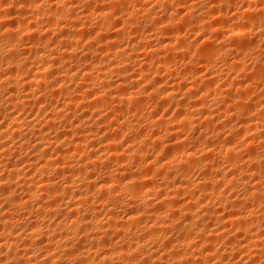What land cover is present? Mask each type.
Segmentation results:
<instances>
[{"label":"bare ground","instance_id":"6f19581e","mask_svg":"<svg viewBox=\"0 0 264 264\" xmlns=\"http://www.w3.org/2000/svg\"><path fill=\"white\" fill-rule=\"evenodd\" d=\"M126 1L127 0H0V121L2 120L11 121V126L9 127V129L7 127H6L7 129H4V126H2V124L0 123V264H83V258H85L84 254L86 252L81 243V239L83 236V234L81 233L83 232V230H85L84 228L86 226L85 224L86 222H84V219L82 217L83 214L81 215L83 211L82 208L84 207L83 206L84 204L83 195L85 191L84 189L86 185H88L89 187L90 184H88V182H92V181L95 182L94 178H96V176L94 177L92 175H94L95 172L98 173L100 171L99 170L97 172V169L99 168V166L100 167L103 166V163H106L105 161L108 162L107 163L108 165L109 162L111 163V165L106 166L105 168L102 167L105 169L103 171L105 174L104 177L105 180L106 178H110V180L112 179L115 181L128 179V182L130 181L134 184L135 183L139 184V182L145 183L146 181H149L151 179L149 177V171L150 170L155 171L154 169L157 166H159L163 170L162 171L163 175L161 172L158 171L157 172L161 173V176H163L161 178L163 180L169 181L171 178H175L174 180L177 179L181 182L183 181L186 182L188 179V171H190V168H192L193 170L194 168H198V170L200 169L201 171L203 170L202 180L208 182L211 181L218 185H221L220 183L221 182L223 183L225 181H228L230 183L237 180L256 181V183L254 182L255 185L253 184L255 187L249 193V195L252 198H258V199L264 198V190L263 188L260 187V184L259 185L257 184L258 179L261 180L260 177L264 176V175L262 176V174H264V172H262L264 171L263 168L264 154L262 153L261 155L257 154L259 153V151L258 152L256 151L257 150L255 149L256 143L254 145L253 142L257 137L253 136L251 138L252 139L251 144L248 143L250 145V149L248 151V147H247L246 153L244 152L245 155L247 154L246 156H243V154L240 153L243 157H240L241 155H239L238 153V148H236L237 144L235 147L233 142L234 138L239 137L243 132L244 135L245 132L255 131L258 128V124H259L258 122L255 123L254 119L259 116L260 112L259 113L257 112L258 114L255 115H250V117L246 116L247 118L242 117V114L244 115L245 113L244 111H246L247 109L248 110L246 112L251 111L250 107L252 106L251 105L249 107L248 105V103H251L249 102V99H247V96H249L247 95L248 92L246 94L247 96L245 94H241L242 92L244 93L245 91L248 90L247 88L249 87V84H246V82L244 83V80L242 78L241 79L243 80V82L239 81L241 79H238L239 82H236L237 77L238 78L246 77V73H245L246 69L245 68L243 69L242 66L244 60L242 59L243 57L241 56V54L243 52L240 51L238 54L239 56L236 55L234 60L233 61L231 60L232 62L230 61V63L229 62L225 63L226 64L225 67H227L228 70L227 72L229 73L232 72L231 74L237 76V77L233 76L232 79L235 80V83L232 80L231 85L238 83V87H236V89L241 92L238 91L239 94L237 96L228 95V93H227L228 96L222 95L224 97L221 98H223V100L226 99L227 102H229L228 103L229 106L227 104L228 107L226 106H225L226 108L222 107L223 109L225 108V110H223V112H220L222 114L220 113L218 114L219 111L218 109H221L220 108L221 106L219 105L220 107H218L215 104L216 101L215 103L214 101H211V98L209 96L211 94H213L214 96L215 94L217 95L220 89L215 88L216 86L215 81L223 77L224 74L221 75L223 72H221V70L218 71V68L215 69L211 65L212 63L210 61L212 60L213 56L217 55V53L220 52L223 53V50L228 51L224 47L226 46V44L221 43L223 44V46L219 44L220 47L219 45H217L218 47H216V45H213L211 43L212 45L209 44L208 46H206V48H203L202 51L200 49H198L199 52L193 51L191 49V44L188 45L186 43L187 40L186 35H181V33L179 32L181 31L180 30L181 27H177L179 31L173 30V28H175L177 25L178 26H181L180 24L184 25V23L187 20H189L188 23H192L193 27L196 30H198V33L199 31L201 32L203 31L205 32L206 35L207 30L208 32L209 30H211V32L215 31L216 33L223 32L222 27L219 25V21L222 18H224V15L221 12H216L215 6L216 4H218V2H220L224 7V4L229 3L230 0L228 2L227 0H214L212 3L214 5L211 6L213 10L209 6L210 10L212 11H209L208 14L207 13L204 14L202 12H200V14L192 13V11L191 13L186 12L187 14L186 15L184 14V17L180 19L178 18L179 20L177 19L178 22H175V20L171 19L173 16L171 17L169 16V20H165L162 18L163 20L166 21L164 22L166 24L162 26L163 28L160 29L161 31L159 30L157 31L155 28L157 27L156 18L155 17L151 18L148 14H146L147 16L143 18L144 20H146L145 22L149 23L148 27L149 25H151V27L149 31H146L145 28V30L143 29V31L140 33H139L140 31L139 27L136 28V29L139 28L138 32L137 30L133 31V29L136 27L135 23H133L134 19L131 18L132 20L130 19L129 21H125V22L124 20L121 19L122 22L120 23L122 24L119 26L118 25L119 21H116V19L115 18L113 19L112 17L114 16V14L116 16L118 13L116 14V12L111 10V8L121 7L125 5L124 3ZM131 1L133 2V0ZM245 1H248L250 3V1L252 0H245ZM182 2L183 0H165V4H164L165 7L163 6L165 9L162 7L163 11L167 12L169 9L170 10L172 9V13L179 14L181 9L183 8ZM92 4H96L94 5L95 6L94 8L98 6L97 4H99V6L101 5V7L95 11L94 10L90 11L91 8H93L90 7ZM230 4L231 2L229 3V6ZM87 5L90 8L89 11L87 10L88 7L87 8L84 7ZM107 5L111 6V7L109 6L110 7L109 11H107L108 8ZM82 6H83V11L82 10L77 11L79 10V7L81 9ZM13 7L20 8L21 10L20 9L19 10L22 12V14L18 13L17 15L21 14L22 16H17V18H15V21L11 22L12 24H6L4 23V20H6L5 18H7V16L13 14L12 10L15 9ZM17 8L15 10H17ZM84 8L86 10H84ZM243 11L246 10L243 9ZM250 11L251 10H249V12ZM209 13L212 14V20H207L208 19L207 16L209 15ZM250 15L252 16V14ZM109 16L112 17L111 19H113L114 22H112L113 20L106 22L107 25H109L108 22L110 23V26L112 25L111 29L113 28V30L112 31L110 29L104 30L103 27L105 24L101 25L102 27L100 26L98 32L96 31L97 40L94 39L92 40L94 43L98 44V47L95 48L94 44L91 42L92 44L90 43L91 45H89V47L88 46L83 47L84 48L83 50H85L83 51L85 53V54L83 53L85 57H82L81 56L82 54L79 55L80 53L78 54L77 51L78 49H81L79 48L80 44L81 43L83 44V42L87 40L85 38L89 37L94 32L93 30V32L91 33L92 29H88L87 22L90 21V19L93 20V17L95 18V20L97 19L98 22L100 21V19L98 20V18H103L102 21H104V19L106 20ZM248 18L246 17L244 20L246 19L248 20ZM252 18L254 17H251V19ZM64 19L68 20V22L65 20L66 23H63ZM253 22H256V20L255 21L253 20ZM147 23L145 24L147 25ZM246 23L247 22H245V25ZM251 23L249 24L253 25ZM223 24L225 25V22H223ZM133 25L135 27L131 28V26ZM234 29L235 28H233V30L230 29V31L226 30L228 33L227 32L223 33L225 36L223 37L224 38L227 37L228 39L234 38L236 40L241 36L242 38H248L246 37L247 35L256 36L255 34L257 32V31L254 32L253 28L251 29V26L248 31H245V29L244 30H239V29L234 30ZM109 30L110 32H108ZM154 31H156V33L157 32L160 33V37L158 38L159 44L157 47L156 46L153 47L154 44L153 46H151L152 44H150L151 41L150 39L154 36V34H156ZM203 32L201 33V35L204 34ZM260 33L258 32V35ZM129 34L131 35L129 36ZM49 35H51L52 38L51 36L49 37ZM253 37H251V40ZM97 44H95V46H97ZM125 44L126 46H124ZM252 44L253 43H251V45ZM136 50H139V52L141 50V53H139ZM137 52L138 54L141 55H138ZM94 53L95 55H93ZM91 54L94 57H88ZM142 56L144 59L141 62ZM193 56H198V57H194L199 59L197 60V62L198 61L200 62V60L201 62L203 61V63H201L199 67H192L190 65L191 61H188L189 63L188 62H185L186 64L184 63L183 67L185 70L182 68L183 69L182 72L178 71L177 68L172 69L173 67L172 61L174 60L185 61L187 57H193ZM247 58H249V56ZM195 61L196 60H194V62ZM257 63L258 61H256V63L253 64L254 67L253 69L255 70L253 73L255 76L259 77L264 73V65L262 68V63L261 64L259 63L257 64ZM162 72H170L169 74H171L170 75L171 83L162 84V86L160 88H157V90H150V81H153L152 82L153 88L155 86L154 84L156 85L160 84L162 81L160 80L158 82L157 79L151 80L149 77H151V75L154 74L156 76L157 74H160ZM203 73L204 75L205 74L211 75L212 77L210 76L211 78H208L209 76H207L204 78V80H202L200 76ZM136 77H139L141 81L143 80L146 82L149 79L150 81H148V85L143 84L141 86L140 82H138L140 79L139 78L136 79ZM206 78L208 79L207 81ZM69 84H73L74 87H70ZM243 84L246 86L244 87ZM98 87L99 89L103 88L106 90L100 92ZM184 88L191 89L190 90L191 92L193 90L194 92L196 91L197 94L201 95L200 100L187 104L184 101L186 98L185 99L183 98L184 99L183 101L177 99L179 96L177 94L178 92L176 91L179 89H180L179 91H181ZM243 88L244 89L246 88V90H244ZM221 93H224V91H222ZM233 93H235V91ZM192 94L194 93L192 92ZM190 95L191 93L187 95V97ZM208 98H210L211 102L208 100ZM60 100L62 102H59V104L60 103L63 104V102L64 104L63 105L60 104V106L62 107H59L58 109L59 105L57 106L56 104H58L57 101ZM159 101L161 102L170 101V103L175 104V107L178 109L177 117L179 118V120H177L178 121L177 127H179L181 130L194 129V131H198V135L195 140L202 145L201 146L202 148L200 151L191 150L192 151L191 152L190 149L189 151L183 150L185 149L184 148L185 146L183 148L180 147L177 148L176 146L179 144H177L176 146L173 145L174 148L175 147L177 148L176 150L172 149V151H170L169 154L167 153V151H165V153H167L168 155L166 154L164 158L163 157L159 158L162 164L159 163L160 160L157 159L159 160L157 162L151 161L152 163H150V166H148L149 168L147 169L143 168L144 169L143 173L141 170H139L137 173L128 174L129 176L123 174V171L127 170V166L125 165L128 163L121 165L120 163L121 161L125 162L127 160L129 161V159H135V158H139V160L142 158L141 161L142 160L147 161L148 157L146 158L144 156L146 159L142 157V155H145V151L149 153V151L152 150V152L156 153L157 155L159 151L161 153V150H159L160 149L159 146L162 144L163 141L161 136L164 137L165 135H162L163 133L165 134L166 132H170L172 130L170 128L171 125L169 126L166 120H161L158 118L159 120L152 121L153 118L151 117L152 118L151 122L150 123L148 122L149 124L146 122V124L144 125L145 127L143 128L150 130V134L149 133L148 134L150 135V137H152V139L142 138L141 135L144 134H142L141 131L139 132L141 133V135L138 136V134H136L137 135L136 137L132 136L133 139L128 140L130 139L128 137L127 141L125 140L128 143L132 141L133 144L131 142L129 146L126 147L125 145L124 146L125 149L120 147L123 150L116 149L118 140L115 138L119 136H124L127 132H129V130L134 125H136V124H134L133 126L131 125L134 123V121L133 123L131 122V119H134L138 115V113H140V110H143L141 108H143L145 104L149 102H152L153 104H157ZM218 101H220L219 98ZM220 102H224V101H220ZM40 104H43V106ZM47 106H49L48 107L49 109H46ZM79 108L81 110L82 108L84 109L86 108L87 111L93 109L90 111L92 112V115L95 118L96 116L99 118V121L98 119H95L98 121V122L96 121V124L98 126L100 123L106 122L109 118H111L112 123H116V125L119 123L117 126L115 125L116 127H114L115 128L113 132L114 136L113 137L110 136L112 138H108V139L106 138L105 140L103 139V141L100 138H98L101 141L100 144L103 143L104 141L105 142L107 141L104 146H107V148H105L106 150L108 149L110 150L108 156L107 153L102 155L103 152L102 154L95 152L93 148V143H95L94 141L97 140L96 139L97 138L96 134L98 131V128H96L97 125L94 123V120L93 123L92 122L90 123L89 121H87L86 118H84L86 119L85 121L84 119H82L83 117H78L77 113L80 110ZM230 108H232L233 110L236 108V111L232 112ZM34 110L36 111V114H34L35 112ZM47 110L48 111L50 110V112L48 115L45 114L44 116L43 113L47 112ZM104 110L107 111V113L102 114L101 112ZM126 110L128 114L129 113L132 114L130 116L127 115L125 113ZM237 110H239V112L241 113L242 119L240 118L237 120V118L240 117L238 116L240 115V113ZM27 111L34 114L35 117L33 116L34 118H31L30 117L31 115L26 116L28 113ZM22 112H25L26 114L24 113L25 115H23L21 114ZM234 112L236 113L238 112V115H236ZM221 115H223L224 118L223 117L222 118L224 120H221L220 118ZM235 116L237 118H235ZM177 117H175V119ZM233 118H235L237 122H239L238 127L237 125L236 127H233L235 125V122L232 123L233 126L230 124ZM71 119H75V120L77 119L76 122L78 124H76V122L75 124L74 122L71 123V121H73ZM263 119L264 118H261L262 121H264ZM132 130H130V132ZM132 133L134 134V132ZM71 134L74 135V137L72 136L70 137ZM223 134L226 135L225 140H223L222 138ZM250 134L252 135L253 132ZM169 135H172L170 138H173L176 141H181L179 140L181 135L174 134L173 132L170 133ZM123 138L120 139L119 137V140L120 141L124 140ZM87 140H89L90 142ZM246 140L247 139H245V141ZM114 141L117 144H113ZM257 142H258L257 148L259 146L260 148L261 147L264 148V140ZM111 144L112 146L114 145L115 146L111 148L112 147ZM119 144L121 143L119 142ZM86 149H88V151H86L87 152L86 156L85 157L83 156V158L79 156V154L81 155ZM222 155L226 157V158L223 157V161L225 158L228 159L226 160L228 164L230 163L232 164L233 169L230 172L232 173L233 171V173L231 174L232 176L230 175V173L225 172L224 167L226 166L224 165L222 166L221 164L218 163L217 158L218 157L220 158ZM78 156L81 158H78ZM237 158L239 159L241 158L240 160L241 164L239 161L240 166L237 165L236 163ZM136 160L138 162V159ZM152 160L156 161V159L155 160L152 159ZM178 161L181 163L178 164ZM113 163H115V165ZM174 163H177V165L179 166L176 165L175 167H173L174 170H172L170 167L174 166L175 165ZM112 164L114 165V167L112 166ZM147 164H145L146 167ZM21 166H24V168ZM168 168H170L169 169L170 171L168 170ZM151 172L152 171H150V173ZM238 173H241V176L240 175L238 176ZM151 176L153 177L154 175L151 174ZM91 177L94 178L91 179ZM132 183H128V185H126V186H130L127 188H131V190L128 189L129 191L133 190L132 188L133 186L129 185ZM116 185L118 186V184ZM90 187L96 189V185H92ZM98 188L99 189L101 188L99 191L103 189L101 186H98L97 189ZM212 188L215 189L214 187ZM90 189H87L88 192ZM115 189L117 190V188ZM207 191L206 193H208ZM134 192L135 191H133V194H135ZM203 192H205V190ZM171 210L172 209H170V211ZM93 214L95 215L96 213ZM150 215L152 216L153 214ZM148 218L150 217L148 216ZM138 222H140V220ZM223 223L226 224L228 222L225 223L224 221ZM163 225L165 224L163 223ZM262 227L263 225L262 226L259 225L257 232L258 231L260 232H258V234L256 233L257 235H260V237L264 233V231H262L264 230V228L262 229ZM209 233L210 234L207 233L208 238L213 242L211 238L215 234L211 235V232ZM78 235L81 236L78 237ZM203 235L205 234H200V237L201 236L203 237ZM76 237H78V239H75ZM208 238L207 241H209ZM257 238L259 239V236ZM76 240H78L79 243H76L77 242ZM205 240H206V236L203 242H205ZM260 240L262 241L261 238ZM260 240L257 241V245L254 248L255 249L254 253L257 254V256L258 255L260 256V254L262 255V253L264 252L263 251L264 242L262 243ZM130 241H127V243ZM133 242L135 241L128 243V245L129 244H130L129 246L134 245ZM73 243L76 244L77 246L75 249H73L74 247ZM252 243L254 242H251L250 244ZM210 245H212V243H210ZM95 254L98 253L96 252ZM93 258L95 259L96 257ZM86 260H88V258ZM178 261L179 264H189L187 261H184L183 259H180ZM192 262L195 263V261Z\"/></svg>","mask_w":264,"mask_h":264},{"label":"rangeland","instance_id":"374dc122","mask_svg":"<svg viewBox=\"0 0 264 264\" xmlns=\"http://www.w3.org/2000/svg\"><path fill=\"white\" fill-rule=\"evenodd\" d=\"M186 1H187V3H186ZM213 1L214 0H208V1L207 0H183L184 3L182 2V7L184 9L182 8L183 10L181 9L182 12L180 11L179 14L176 13L177 15L174 14V13H172V9L171 10L169 9L168 10L169 12L168 11L167 12L166 11L165 12L163 11V8L165 7L164 6L165 0H135V1L133 0V2L131 0L130 1L127 0L126 2H128V3L125 2L124 3L125 5H123L121 7H117V8H113L112 7L111 10H113L114 12H116V14L118 13L116 16L113 13L115 17L114 16H112V17H113V19L115 18L116 21H119L118 22V25L119 26L122 24V23H120V22H122V20H124V22H125V21H129L132 18V19H134L133 20V23H135V26L136 27L133 25V26H131V28L132 27L133 28L135 27L133 29V31L134 30H137V32H138V29L140 28V31H139V33H140V32L143 31V29L145 30V28H146V31H149V29L151 27V25H149V27H148V24L149 23L145 22L146 20H144V18H143V17L147 16L146 14H148L151 18H153V17L156 18L157 27L158 28L157 27H155V28H156L157 31L158 30L161 31L160 29L163 28L162 26H164L166 24V23H164V22H166L165 20H169V16L170 17L173 16L171 19L175 20V22H178V20L180 18L184 17V14L186 15L189 12L191 13V11H192V13H198V14H200V12H202L204 14H206V13L208 14L209 11H212L213 10V8L211 7L212 5H214V4H212ZM228 1L229 0H227V2ZM162 2H164V3H162ZM230 2H231V4L229 6V3ZM229 3H227L228 5L227 4H224V7H223L222 3L218 2V4H216V6H215L216 12H221L224 15V18H222L219 21V25L223 29V32H221L222 34L221 33H216L215 31L214 32H211V30H209V32H208V30H207L206 31V33H207L206 35H205V32L202 31L204 33V34H202L204 36H202L201 35V33H202L201 31H199V33H198V30H196L193 27V24L192 23H188L189 20H187V21L184 20V21L187 22V24L185 22L184 25L183 24H180L181 26H178L177 25L175 28H173V30L174 31H179V29H177V27H181V29H180L181 31H179V32L181 33V35H186V38H187L186 43L188 45L191 44V49L193 51H198L199 52L198 49H200L202 51V49L203 48H206V46H208L209 44L210 45H212V44L213 45H216V47H218L217 45H219L221 43H225L226 44L227 47L226 46H224V47L228 51H224L223 50V53L222 52L217 53V55H219V56H217V55L213 56L212 60L210 61L212 63L211 65L215 69L218 68V71L221 70V72H223L221 75L224 74L223 77H221L220 79H217L215 81L216 82L215 83L216 86L214 85L215 88H219L221 90V92L224 91V93H221L220 90H219L220 93L218 92L217 95L215 94L216 97L213 94H211L209 96L211 98V101H214V103L216 101L215 104L218 107L221 106L220 107L221 109H218L219 110L218 111V114L220 112H223V110H225V108L229 106V104H228L229 102H227L226 99L223 100V98H221V97L228 96V95L237 96L239 94V92H241V91H239V90L236 89V87H238V83L231 85V83H232L231 81L233 80L232 79L233 76H235V77H237V76L234 75V74H231L232 72L231 73L227 72L228 70H227V67H225L226 66L225 63H228V62L230 63L231 60L233 61L234 58L236 57V55L239 56L238 54H239L240 51L243 52V53H246V54H243V53L241 54V56L243 57L242 59L244 60V63H243L242 66H243V69L244 68L246 69V71H245L246 77H240V78L237 77V81L236 82H239V81H242L243 82V80H244V83L246 82V84H249V87L247 88L248 90L245 91L246 93L245 92L244 93L242 92L241 94H245L246 95L247 92H248L247 95H249V96H247V95L246 96H247V99H249V102H251V103H248V105H249V107L251 105L252 106L250 107L251 108V111L250 112H246L248 110L247 109L246 111H244L246 113V114L244 113L245 116L242 114V117L243 118H247L248 116L250 117V115H255V114H258L260 112L259 113V116L256 115L258 117L255 116L256 118L254 119L255 123L258 122L259 124H258V128L255 131H252L254 135L253 134L252 135L250 134L252 132H245V134L243 135V133H244L243 132L239 136L240 138L239 137L234 138L233 142H234L235 147H236V144H237V147L236 148H238L239 155L243 154V156H246L247 154L245 155L244 152L246 153L247 147H248V151L250 149V145L248 143L251 144V142H252L251 141L252 140L251 138L253 136L254 137H257L253 141L254 142V145L256 143V146H255L256 148L255 147L254 148L257 149L256 150L257 152L259 151V153H257V154L258 155H261V153L264 154V148L263 147L260 148V146H259L258 147L259 149H258L257 148V146H258L257 145L258 144L257 141L264 140V133H263L264 132L263 131L264 130V126H263L264 125V121L261 120V118H264V103H263L264 102V94H263L264 93V75H263L264 73L262 75H260L259 77L255 76L254 73H253L255 71L253 69L254 68L253 67V64L256 63V61H258L259 64L262 63V68H263V65H264V58H263L264 57V0H252V1H250V3L248 1H245V0H230ZM92 5L91 6L89 5V6L94 8L95 7L94 5H96V4H92ZM97 5L99 6V4H97ZM101 5H102V3H101ZM101 5L99 7L96 6V8H94V9L91 8V10L88 7V5L87 6H84V7H86V8L88 7L89 8V9L87 8L88 11L89 10L90 11H92V10L95 11L98 8H100ZM247 5H248V7H247ZM107 6H108V8L106 7L107 8V11H109V8L111 6L110 5H107ZM125 6H126V8H125ZM209 6L211 7L212 10H210V7ZM238 7H240V8H238ZM13 8H15V7H13ZM13 8H11V9H13ZM245 8H247V9H245ZM248 8L252 12L251 11L249 12ZM15 9L12 10L13 11V14L12 15H9V16H7V18H5L6 20H4V23H6V24H12L11 22H14L15 21V18H17V16H22L21 15L22 12L20 11L21 9L20 8H17V10H15ZM114 9H116V10H114ZM243 9L246 10V11H243ZM81 10L83 11V6L81 7V9L79 7V10H77V11H81ZM84 10H86V9L84 8ZM247 10H248V12H247ZM139 11H141V12H139ZM126 12H127V14H126ZM244 12H246V13H244ZM18 13H21V14L17 15ZM181 14H183V15H181ZM250 14H252V16ZM174 15H175V18H174ZM132 16H134V17H132ZM112 17L109 16L108 18L111 19ZM128 17H130V18H128ZM246 17L247 18L249 17L248 20L247 19L244 20ZM251 17H254L252 19L254 21L256 20V22H253V20L251 19ZM108 18L106 20L104 19L105 23H104V21H102L103 18H98V20L100 19V21L98 22L97 19L95 20L94 17H93V20L90 19V21L87 22L88 29H92L91 30V33L94 30V32L92 33V35L94 37L92 35H90L91 36V39H90V36H89V37L85 38L87 40H85V41L83 40L84 42L82 41L83 44L81 43L80 44V47H79L81 49H78V51H77L78 54L80 53L79 55L82 54L81 56L82 57H85L84 56L85 53L83 52V51H85V50H83L84 49L83 48L84 46H88L89 47V45H91L93 43L95 48L98 47V44L97 43H94L92 40L93 39L94 40H97V34L96 33L98 32V30H99V28H100L101 25H104L105 24L104 27H103L104 30H108V29H110L111 31L113 30V28L111 29L112 25L110 26V23L109 22H108L109 25H107V22H106V21H112L113 19L110 20ZM162 18L165 19V20H163ZM207 18H208L207 20H212V14L209 13V15L207 16ZM249 19H251V20H249ZM65 20L66 19H64V22L63 21L62 22L63 23H66V21L68 22V20H66V21ZM143 21H144V23H143ZM162 21H163V23H162ZM112 22H114V20ZM223 22H225V25L223 24ZM245 22H247L246 23V25L248 24L247 26L245 25ZM248 22L251 23V24H253V25H250ZM145 23H147V25ZM233 24H235V25H233ZM146 26L148 27V30H147V27ZM250 26H251V29L253 28L254 32L257 31L256 34H255L256 36L253 35L254 37L253 36H250V35L249 36L247 35L246 37H248V38H242V36H241V37L238 38L239 40L238 39L235 40L234 38L228 39L227 37L224 38L225 36H224L223 33H226L227 31H230V29L231 30H233V28H235L236 30H238V29L239 30H244L245 29V31H248L249 28H250ZM137 27H139V28L136 29ZM240 27H241V29H240ZM105 28H107V29H105ZM110 30L108 32H110ZM146 31H144V32H146ZM154 32L156 33V31H154ZM258 32L259 33L261 32L259 34L260 36L258 35ZM215 34H217V35H215ZM130 35L131 34H129V36ZM50 36L51 35H49V37ZM159 37H160V33L157 32L156 34H154V36L150 39L151 40L150 41V44H152L151 46H153V44H154L153 47H155V46L157 47L158 46V44H159L158 38ZM205 37H207V38H205ZM243 37H245V36H243ZM251 37H253L252 40H251ZM51 38H52V36H51ZM196 39H198V40H196ZM86 41H88V42H86ZM251 43H253V44L251 45ZM95 44H97V46H95ZM254 45H256V46H254ZM124 46H126V44ZM221 46H223V44H221ZM219 47H220V45H219ZM253 50H255V51H253ZM136 51L139 52V50H136ZM138 52H137V54H138ZM139 53H141V50H140ZM93 55H95V53ZM93 55L91 54L88 57H94ZM138 55H141V54H138ZM255 55H256V58H255ZM97 56H95V57H97ZM248 56H249V58H247ZM194 57H198V56L187 57V59L185 61H181V60H174V61H172V66H173L172 69L173 68H175V69L177 68L178 71H181L182 72V70L184 69V67H183L184 66V63L185 62H188V61H191L190 62V65L192 67H199L200 64L203 63V61L201 62V60H200V62L199 61L197 62V60H199V59L194 58ZM188 58H190V59H188ZM245 58H247V59H245ZM141 59H142L141 60V62H142L143 59H144L143 56L141 57ZM165 59H166V57H165ZM194 60H196V61L194 62ZM173 62H174V64H173ZM196 63H197V65H196ZM217 66H219V67H217ZM131 68H132V66H131ZM222 70H224V71H222ZM204 71H201V72H204ZM169 73L170 72H162V73H160L162 75H160V74H157L156 76H155V74L154 75H151V77H149L151 80L157 79L158 82L161 80L164 83L161 82L160 84H157V85L154 84L155 86L153 88L152 87L153 86V84H152L153 81H150V79H149L148 81H150V90H157V88H160L162 86V84L171 83L170 82V79H171L170 75L171 74H169ZM206 74L204 75V73H203L200 76L202 78V80H204V78L207 77V76H209L208 78H211L212 77L211 75H206ZM262 77H263V79H262ZM137 78H139V77H136V79ZM238 79H241V80L238 81ZM207 80L208 79L206 78V81ZM148 81L145 82L143 80L141 81V79H140L138 82H140V84L142 86L143 84L144 85L145 84L148 85ZM233 82L235 83V80H233ZM222 85H223V87H222ZM69 86L70 87H74L73 84H69ZM243 86L245 87L246 85L243 84ZM98 89H99V87H98ZM101 89H103V88H100L99 89L100 92L106 90V89H103V90H101ZM226 89H228V90H226ZM230 89H232V90H230ZM179 90L176 91V92H178L177 94L180 97V98L178 97L177 99L183 101L186 98L184 101L187 104L193 103L195 101H198L201 98V95L200 94H197L196 91L194 92V90L192 92L195 95L192 94V92L190 91L191 89L184 88L181 91H179ZM244 90H246V88ZM234 91H235V93H233ZM190 93H191V95L187 97V95H189ZM227 93H228V95H227ZM219 94H220V97H219ZM258 94H259V96H258ZM222 95H224V96H222ZM210 98H208L209 101H210ZM218 98L220 99V101H224L225 103L218 101ZM212 99H215V100H212ZM59 102H62V101L61 100L60 101H57L58 104H56V105L57 106L59 105L58 106V109H59V107H62V106H60V104L61 105L64 104V102H63V104L62 103L59 104ZM55 103H56V101H55ZM150 103H152V102H149V103L145 104L143 106V108H141L143 110H140V113H138V115L134 119H131V122L132 123L134 121V123L131 124V125L133 126L134 124H136V125H134L132 127L133 130L131 128L130 129V130H132L131 132L129 130V132H127L124 136H119L120 139L124 137L123 138L124 140H121L120 141L119 140V137H115L118 140V144L115 143V141H117V140H115L114 143H113V144H117L116 145V147H117L116 149L123 150L122 148H124L125 145H126V147L129 146V144H131L132 141L130 143L126 142L127 141V138L129 137L130 139H128V140H131V139H133L134 136L135 137L137 136L136 134H138V136H139L142 133V134H144V135H141L142 138L152 139V137H150V135H149L150 134V130H148L146 128L145 129L143 128V127H145L144 125L146 124V122L147 123L148 122L149 123L151 122L152 118H153L152 121L159 120V119L166 120L168 122L169 126L171 125L170 128L172 130L170 132H166L165 134L164 133L162 134V135H165L164 137L161 136L164 142L162 141V144L159 146V148H160L159 150H161V153L159 151L158 155L156 153L152 152V150H151V151H149V153L145 151V155H142L143 158H145V157L147 158L148 157L147 161L144 160L145 162L143 160L141 161L142 158L140 160H139V158L129 159V161L128 160L125 161V162L123 161L124 163L121 161L120 162L121 165L128 163V164L125 165V166H127V170L126 171L124 170L125 173L123 171V174L128 175V174H131V173H137L139 170H141L142 173H143L144 172L143 171L144 170L143 168H146V169L149 168L148 166H150V163L159 161L160 160L159 159L160 157H163L164 158V156L167 153L169 154L170 151H172V149L176 150L179 147L180 148H183L185 146L184 147L185 149H183V150H188L189 151V149H190V151L191 150L192 151H196V150H199L200 151L201 148H202L201 147L202 145L198 141L195 140L196 137H197V135H198V131H194V129H192V130L191 129L181 130L179 127H177L178 126V124H177L178 121L177 120H179V118L177 117V115H178L177 114L178 113V109L175 107V104L174 103H170V101L169 102L168 101L167 102H164V101L161 102V101H159L157 104H153V103L150 104ZM227 104H228V106H227ZM40 105L43 106V104H40ZM48 107L49 106H47L46 109H49ZM222 107H225V108L223 109ZM83 109L84 108H82V110L80 109L78 111V113H79V114L77 113V116L78 117H83L82 119L86 118L87 121H89L90 123L91 122L93 123V120H94V123L95 124H96V121H97L95 119H98V121H99V118L97 116L95 118L92 115V112L90 110H93V109H90L89 111H87L86 108L84 110ZM230 110L233 112V111H236V108L234 110L232 108H230ZM36 111H37V109H36ZM36 111L34 112V114H36ZM104 111H102L101 113L102 114L107 113V111H105V112ZM237 111L239 112V110H237ZM25 112H22L21 114L25 115L26 114ZM49 112H50V110L49 111L47 110V112H44L43 113L44 116H45V114L48 115ZM238 112L237 113L234 112V113L236 115H238ZM125 113L127 115H129V116L132 114V113H129L128 114L127 113V110L125 111ZM216 113H217V111H216ZM34 114H32L31 112H28L26 116H30L31 115L30 117L31 118H34L35 117ZM220 114H222V113H220ZM260 114H261V117H260ZM238 116H240V117L237 118L235 116V118H237V120L240 119V118L242 119L241 113ZM175 117H177V118L175 119ZM222 117H223V115H221V117H220L221 120H224L223 119L224 117L223 118ZM259 117H260V119H259ZM162 118H164V119H162ZM235 118H233V120H231V119H228V120H231L232 121L231 123L229 122L231 125H232V123L235 122V125L234 126L232 125L233 127H236V125L238 127V123L239 122H237V120ZM86 119H84V120L86 121ZM109 119L111 120V118H109ZM109 119L106 122L100 123L99 126L96 124L97 127L95 125V127L98 128V131H97V134H96L97 135V138H96L97 140H95L94 141L95 143H93V148H94L95 152H98L99 154H102V152H103L102 155H104L105 153H107V156H108V153L110 151L109 149L108 150L105 149V148H107V146H104L107 141L106 142L104 141L103 143L100 144V142H101L100 139L103 141V139L105 140L106 138L107 139L108 138H112L114 136L113 135V132H114V129H115L114 127H116L119 124L118 123L116 125V123H112V120L110 121ZM71 120H73V121H71V123L74 122V124H75V122H76L77 119L76 120L75 119H71ZM121 120H123V119H121ZM135 120H137L138 123ZM0 123L2 124V126H4V129H7V128L9 129V127L11 126V121H9V120H7V121H3L2 120V121H0ZM3 123H4V125H3ZM76 124H78V123L76 122ZM132 132H134V134ZM139 132H141V133H139ZM172 132L174 134L181 135L180 136V139H179L181 141H176L173 138H170L172 135H169V134L172 133ZM254 132L255 133L257 132V133L255 134ZM98 133H99V136H98ZM110 133H111V135H110ZM128 135H130V136H128ZM191 135H194V136H191ZM224 135L225 134L222 135L223 140L226 139V135L225 136ZM71 136L74 137V135H72V134L70 135V137ZM110 136H112V137H110ZM147 136H148V138H147ZM98 138H100V139H98ZM191 139H193V140H191ZM245 139H247L249 141H247V140L245 141ZM87 141H89V140H87ZM119 142L121 144H119ZM132 144H133V142H132ZM177 144H179V145L181 144V145L179 146ZM187 144H189V145H187ZM173 145H175V146L177 145L176 146L177 148L176 147L174 148ZM111 146H112V144H111ZM114 146H112L111 148H113ZM120 147H122V148H120ZM244 147H246V148H244ZM162 150H163L164 153L162 152ZM86 151H88V149H86L81 155L79 154V156H81L82 158H83V156L85 157L86 154H87ZM165 151H167V153H165ZM248 151H247V153H248ZM153 154L155 155V157H154ZM223 155L220 158L219 157L217 158L218 159V163L221 164L222 166L223 165L226 166V167H224L225 172L230 173L231 170L233 169L232 168V164L231 163L228 164L226 162V160H228V159H225L226 157L223 156ZM79 156H78V158H81ZM243 156L241 155L240 157H243ZM223 157H225L224 158V161H223ZM136 159H138V162H137ZM152 159H154V160L156 159V161H153ZM157 159H159V160H157ZM217 159H216V161H217ZM240 160H241V158L240 159L239 158L236 159L237 165H239V161ZM105 162L106 163H103V166H101V167L99 166L100 169L99 168L97 169V172L99 170L100 171L98 173L95 172L96 175H95V173H94V175H92L94 177L96 176V178L93 177L95 182H93V181H92L93 183L92 182H88V184H90L89 187H88V185H86L85 186V189H84L85 190L84 191V195H83V197H84V201H83V203H84L83 206L84 207L83 208L84 209L82 208L83 211H82L81 215L83 214L82 217L84 219V222H86L85 223L86 226L84 228L85 230H83V232L81 233V234H83L82 239H81V243L83 245L84 250L86 251L85 252L86 255L84 254V257L85 258H83V264L84 263L85 264H97V263L98 264H179V261L178 260H180V259H183L184 261H187L189 264H256V263L257 264H264V261H263L264 260L263 259L264 258V252L262 253V255L260 254V256L259 255L257 256V254L254 253L255 252L254 251L255 250L254 248L257 245V241H259L260 238H261L262 241L261 240L260 241L262 243L264 242V236H263L264 233H263V235H261V237H260V235H257L258 232H260V231L257 232L258 226L259 225L260 226L263 225L262 229L264 228V201H263L264 198L263 199L252 198L249 195V193L254 189V187H255L254 186L255 185L254 182L256 183V181L247 180L248 181L247 182L246 180H244V181L243 180H240V181L237 180V181H234V182H231V183L228 182V181H225L223 183L221 182L220 183L221 185H218V184L213 183L211 181L208 182V181L202 180L203 179V177H202L203 176L202 175L203 174V170L201 171V169L198 170V168H194V170H196V171H194L192 168H190V171H188V179H187L186 182L185 181L181 182V181H179V180L176 179L178 181L177 182L176 180H174L175 178H171L169 181L167 180L168 181L167 182L166 180H163L161 178V177H163V176H161V173L163 175L162 168H160L159 166H157L154 169L155 171L150 170V171H152L151 173L149 171V177L151 179L149 181H146L147 183L146 182L145 183L144 182L143 183L139 182V184L138 183H135L136 184L135 185L134 183H132L130 181L128 182V179H124V180H121V181H119V180L118 181H115V180H112V179L110 180V178H106V180H105V178H104L105 177V174L103 172L105 170L104 168L106 166L111 165L110 162H109V165L107 164L108 163L107 161H105ZM143 163H145V164L148 163L147 164V167ZM159 163H161V160H160ZM180 163L181 162L178 161V164H180ZM113 164L115 165V163H113ZM113 164H112V166L114 167ZM137 164H139V165H137ZM174 164H175L174 166H171L170 167L172 170H174L173 167H175L177 165V163H174ZM240 164H241V161H240ZM140 166H142V167H140ZM177 166H179V165H177ZM21 167L24 168V166H21ZM102 167H104V168H102ZM170 168H168V170ZM133 169H134V171H133ZM191 170H193V171H191ZM157 171L158 172H161V173H158ZM153 172H154V174H153ZM262 172H264V171H262ZM139 173H141V172H139ZM232 173H233V171H232ZM232 173H230V175ZM151 174L154 175V176L152 177ZM239 175L241 176V173H238V176ZM263 175L264 174H262V176ZM93 178L91 177V179H93ZM199 179H200V181H199ZM260 179L261 180L258 179V181H257L258 183L257 184L258 185L260 184V187L263 188V190H264V176L263 177H260ZM95 183H97V184H95ZM128 183H132V184H129V185H132L133 186L132 187L133 188L132 191H129V190H131V188H127V187H130V186H126V185H128ZM208 183H209V185H208ZM116 184H118V186ZM246 184H247V186H246ZM92 185H96V189L93 188V187H90ZM142 185H143V187H142ZM98 186H101L103 189L101 191H99L101 188L100 189L99 188L97 189ZM211 186L214 187L215 189H213ZM232 186H234V187H232ZM115 188H117V190ZM87 189H90L89 192H88ZM94 189L96 191H99V192H96ZM203 189L205 190V192H203L204 191ZM211 189H212V191H211ZM248 189H249V191H248ZM133 191H135L134 192L135 194H133ZM206 191L209 194L206 193ZM155 192H157V193H155ZM245 193H247V194H245ZM129 194H131V195H129ZM175 194H177V195H175ZM167 200H170V201H167ZM235 202H237L238 204L235 203ZM235 204H236V206H235ZM89 206L92 207V208H90ZM170 209H172V210L170 211ZM174 209H176V210H174ZM90 210L93 211V212H91ZM149 210H150V212H149ZM220 212L222 213V215H221ZM93 213H96V214L94 215ZM167 213H168V215H167ZM191 213H192V215H191ZM150 214H153L154 216L152 215L153 216L152 217ZM91 215L92 216L94 215V216L92 217ZM148 216L150 218H148ZM161 218H163V219H161ZM139 220H140L141 223L138 222ZM219 220H220V222H219ZM224 221H225V223L226 222H228V223L224 224L223 223ZM240 222H241V224H240ZM114 223H116V224H114ZM163 223L165 225H163ZM98 224H100V225H98ZM96 225H98V226H96ZM118 225H120V226H118ZM225 225H226V227H225ZM89 226L90 227L92 226V227L90 228ZM93 227H94V229H93ZM86 229H88V230H86ZM92 229H93V232H92ZM262 231H264V230H262ZM209 232H211V235H214L215 234L214 235L215 237L214 236L213 237L211 236L212 237L211 239L213 240V242L211 240H209V238H208L207 233L210 234ZM212 232H213V234H212ZM200 234H205V235H203V237L202 236L200 237ZM80 236L78 235V237H80ZM205 236H206V240H205V242H203ZM258 236H259V239L257 238ZM78 237H76L75 239H78ZM207 238H208V240L210 242L207 241ZM93 239H95V240H93ZM76 241H77L76 243H79L78 240H76ZM82 241H84V242H82ZM127 241H130L128 243H131L132 241H135V242H133L134 245L131 244L132 246H129L130 244L128 245ZM142 241H143V244H142ZM248 242H250V243L251 242H254V243L250 244ZM210 243H212V245L213 244L214 245L212 246V245H210ZM77 245H79V244H77ZM263 245H264V243H263ZM73 246H74L73 249H75L77 247L76 244H74V243H73ZM204 246H206V247H204ZM87 249H88V252H87ZM95 249H97V250H95ZM96 252L98 254H95ZM93 253H94V255H93ZM121 254H123V255H121ZM207 256H208V258H207ZM93 257H96L95 258L96 260ZM87 258H88V260H86ZM125 258H126V260H125ZM159 259H161V260H159ZM113 261H114V263H113ZM192 261H195V263H193Z\"/></svg>","mask_w":264,"mask_h":264}]
</instances>
